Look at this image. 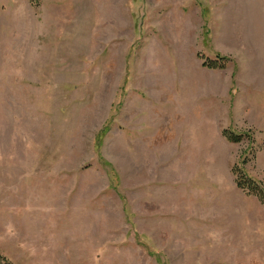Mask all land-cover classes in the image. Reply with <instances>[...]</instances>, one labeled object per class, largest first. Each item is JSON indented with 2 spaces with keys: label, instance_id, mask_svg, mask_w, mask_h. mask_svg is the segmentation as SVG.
<instances>
[{
  "label": "rangeland",
  "instance_id": "rangeland-1",
  "mask_svg": "<svg viewBox=\"0 0 264 264\" xmlns=\"http://www.w3.org/2000/svg\"><path fill=\"white\" fill-rule=\"evenodd\" d=\"M236 164L264 185V0H0V256L264 264Z\"/></svg>",
  "mask_w": 264,
  "mask_h": 264
},
{
  "label": "trees",
  "instance_id": "trees-1",
  "mask_svg": "<svg viewBox=\"0 0 264 264\" xmlns=\"http://www.w3.org/2000/svg\"><path fill=\"white\" fill-rule=\"evenodd\" d=\"M32 3L36 4L39 0H30ZM224 59V60H222ZM208 65L210 67H225L226 59L221 56L220 54H217V58L206 60ZM205 63V62H204ZM205 63V64H207ZM223 135L231 142H241L245 139L244 133H238L235 132L232 129H225L223 132ZM249 142H254V138L252 136H247ZM249 161V158L243 157V160L241 163L243 165L247 164ZM234 173L236 174V183L237 186L245 191H247L249 194L256 195L263 203H264V185L261 181H258L253 176L249 175L246 170L244 169V166L241 164H236L234 166ZM0 264H15L13 261L8 259L5 256H0Z\"/></svg>",
  "mask_w": 264,
  "mask_h": 264
}]
</instances>
